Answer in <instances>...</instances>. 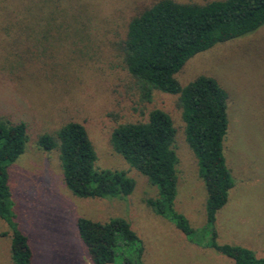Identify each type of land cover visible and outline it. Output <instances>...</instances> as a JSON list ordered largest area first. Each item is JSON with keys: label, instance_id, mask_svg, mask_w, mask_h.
I'll use <instances>...</instances> for the list:
<instances>
[{"label": "rangeland", "instance_id": "obj_1", "mask_svg": "<svg viewBox=\"0 0 264 264\" xmlns=\"http://www.w3.org/2000/svg\"><path fill=\"white\" fill-rule=\"evenodd\" d=\"M155 1L0 0V117L23 122L27 134L24 152L8 166V183L33 264H93L77 235L78 217L126 219L142 240L144 264H233L155 214L146 199L156 197L157 188L109 142L117 124L144 120L153 108L167 112L176 128L174 208L199 236L209 234L206 189L185 141L177 96L156 90L145 101L120 51L130 19ZM198 75L213 77L228 94L223 150L234 184L215 215L216 239L264 257V24L193 55L175 78L183 86ZM69 121L86 128L98 168L122 170L134 180L130 195L79 198L69 192L58 151L37 144L39 135L55 134ZM7 230L0 219V264H13L10 237L2 234ZM112 264H122L121 258Z\"/></svg>", "mask_w": 264, "mask_h": 264}, {"label": "trees", "instance_id": "obj_2", "mask_svg": "<svg viewBox=\"0 0 264 264\" xmlns=\"http://www.w3.org/2000/svg\"><path fill=\"white\" fill-rule=\"evenodd\" d=\"M263 24L264 0H211L205 4L157 0L130 19L119 45L124 65L145 101H151L156 90L177 96L185 141L197 159L206 189L209 234L199 236L174 208L177 157L172 145L176 128L167 112L153 108L144 120L117 124L109 135L113 151L157 188V196L146 199L155 214L171 221L190 241L219 252L233 264H264V257L241 245L219 243L213 228L216 212L227 202L234 184L223 150L228 94L211 76L198 75L182 86L175 74L193 55ZM26 141L23 122L0 117V219L8 227L2 234L10 237L13 264H33V251L19 226L8 183V166L24 152ZM37 144L44 151H58L64 185L76 197L121 199L134 189L135 182L125 171L95 165L96 152L80 122L64 123L55 134L42 133ZM76 229L93 264H112L117 257L122 264H144L142 240L126 219L101 222L78 217ZM130 253L134 257L127 256Z\"/></svg>", "mask_w": 264, "mask_h": 264}]
</instances>
